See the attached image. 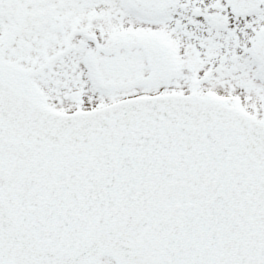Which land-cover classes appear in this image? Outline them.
Returning a JSON list of instances; mask_svg holds the SVG:
<instances>
[{"label": "snow or ice", "instance_id": "1", "mask_svg": "<svg viewBox=\"0 0 264 264\" xmlns=\"http://www.w3.org/2000/svg\"><path fill=\"white\" fill-rule=\"evenodd\" d=\"M0 264H264V0H0Z\"/></svg>", "mask_w": 264, "mask_h": 264}]
</instances>
